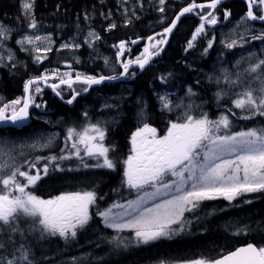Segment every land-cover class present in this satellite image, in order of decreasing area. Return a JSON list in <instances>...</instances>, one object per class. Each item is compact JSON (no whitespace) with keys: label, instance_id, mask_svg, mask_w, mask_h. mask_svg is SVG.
I'll return each instance as SVG.
<instances>
[{"label":"snow or ice","instance_id":"snow-or-ice-1","mask_svg":"<svg viewBox=\"0 0 264 264\" xmlns=\"http://www.w3.org/2000/svg\"><path fill=\"white\" fill-rule=\"evenodd\" d=\"M221 3L222 0L206 3L190 0L169 19V0H152L153 10L161 14L157 19L161 30H153L146 37L113 43L114 61L99 51L97 42L102 36L88 23L93 17L85 12L86 33L77 24L76 33L56 49L70 54L71 62L63 60L65 70L47 68L30 76L23 82L22 97L0 103V264H57L55 257L43 250L38 257L36 246L57 238L68 247L78 242L80 235L100 225L104 231L97 233L92 243L97 248L106 246L108 256H119L134 248L191 235L193 221L201 219L197 210L205 202L223 199L231 207L233 201L241 197L244 203L250 204L252 200L247 198L250 194L264 195V49L259 54L245 49V43L251 41L264 45V30L257 32L253 26L256 21L264 23V0H246V13L220 40L222 48L214 70L206 75L208 84L217 89L213 92L214 103L222 109L215 118L205 111L204 100L196 102L200 94L193 86L182 89L183 95L169 91L174 73L168 71L155 75L158 88L153 89L161 119L166 118L164 133L149 122L148 101L137 96V124L128 136L126 158L113 155L116 153L114 143H105L118 120L115 117L93 119L86 109L80 113V123L66 125L62 147L60 133L17 135L30 119V108L43 110L46 107V103L36 102L45 87L66 105L79 103L77 98L89 90L115 87L117 82L130 91L125 81L135 80L138 73L152 71L158 62L156 58L164 52L169 37L186 14L198 16L199 23L186 40L183 51L187 55L201 45L200 55L207 57L216 44V36L210 35L209 29L219 23L216 10ZM128 4L129 0L118 3L124 27L141 18L137 10L144 11V0H136V6L131 9L126 7ZM34 7L35 0H22L24 23L30 31L18 32L19 39L15 43L19 51L31 56L33 64L39 65L48 58L46 54L53 50L55 41L51 33L41 32ZM100 15L111 21V12ZM230 15L224 10L225 21ZM116 28L115 22H109L104 31ZM13 31L0 22V66L10 71L20 64L14 50L8 46ZM141 39L145 40L142 51L133 57L131 46ZM84 46L91 61L103 60L106 71L88 74L73 68V63L81 62L78 53ZM237 48L245 49L247 54L239 53V58L232 63L225 57L229 53L231 57L237 56L232 51ZM229 64L231 67L226 66ZM185 67L195 71L191 64ZM199 83L197 80L196 84ZM65 90L70 94L68 98L63 94ZM123 98L122 95L119 99ZM101 107L102 110L118 109L119 105L105 102ZM240 120L252 123L240 127L236 123ZM56 148L59 150L54 152ZM46 152L51 154H41ZM72 163L74 167L69 166ZM88 169H106L112 173L119 169L120 181L111 189L110 201L107 193L100 194L95 187L62 191L47 199L32 191L50 171ZM231 229L233 236L255 234L259 240L254 239L234 250L213 249L196 258H157L155 264H264V228L257 230L243 224L233 225ZM101 259L89 252L62 264H98Z\"/></svg>","mask_w":264,"mask_h":264},{"label":"trees","instance_id":"trees-1","mask_svg":"<svg viewBox=\"0 0 264 264\" xmlns=\"http://www.w3.org/2000/svg\"><path fill=\"white\" fill-rule=\"evenodd\" d=\"M22 0H0V22L9 28L13 29L12 38L18 37V32L28 31L26 29L23 13L21 10ZM152 0H144V11L137 10V15L141 18L135 20L128 27L122 26V9L118 7L119 0H35L34 15L39 26L47 29V32H52L54 35L61 37V40L67 39L77 31V24L80 29L85 32L88 29V23L92 28L99 30L102 34V39L98 45L99 50L108 49L113 43H117L121 39L132 38L137 36L146 37L152 34V31L158 28L161 30L162 25L157 24V19L161 15L153 10L151 6ZM190 0H169L170 7H167V15L171 19L181 6H186ZM197 3H206L208 0H196ZM136 6V0H129L126 5L129 9ZM223 8L231 13V17L237 19L247 10L245 0H229L223 4ZM59 9V10H58ZM87 12L93 18L86 23L83 16ZM111 12V21L106 20L100 13ZM77 15L80 16L79 21ZM222 17L220 20H223ZM109 22H115L117 28L111 32L104 31ZM168 21L166 20L165 23ZM199 23V18L193 15L183 17L178 25V28L171 37V40L163 52L158 62L153 67L152 71L147 73H138L135 80L125 82L129 90H124L117 84L115 87H102L101 89L92 90L85 98H80L79 103L75 104L74 108H70L62 104L56 97H51V93L45 92V99L48 104V110L53 111L54 116H64L70 120L80 117L81 110L86 107L87 103H93L97 106L100 102L118 103V109L112 111L115 116H120V123L115 125L108 134L107 144L114 143L116 153L113 155L119 158H126L128 154V136L130 132L135 130L137 121L136 113L138 105L135 103L137 96H143L148 101V118L152 126L156 127L159 132L165 130L166 118L161 119L153 96V89L158 87V81L154 79L155 75L160 72L171 71L174 73V78L169 82L170 88L185 89L191 85L197 92H200L206 102L214 103L212 87L206 80V71L214 70L216 57L221 51L218 43L214 45L213 50L207 57H201L200 47L189 52L187 55L183 51L184 44L190 38L191 32ZM18 30V31H17ZM30 31V30H29ZM210 33V32H209ZM59 39V38H58ZM14 41V40H13ZM145 40L141 39L137 45H132L131 55L134 57L142 51ZM101 48V49H100ZM233 51V50H232ZM235 52V51H233ZM22 58V66L20 65L15 71L9 69H0V93L9 101L18 97H22L23 82L30 76H35L46 68H60L66 55L56 52L50 54V60H45L43 64H33L31 56L28 53L20 52ZM227 56H231L229 53ZM58 57L59 59H54ZM82 63L74 65L76 71L88 74H97L105 71L102 60L91 61L87 48H83L81 52ZM53 59V62H52ZM191 64L195 71L188 70L185 65ZM26 65V69H25ZM199 80V85L196 81ZM79 88V86H76ZM123 95V100L119 98ZM113 97L117 98L115 101ZM91 107H94V106ZM216 108V109H215ZM209 109L219 112L215 104ZM215 112L210 116L214 117ZM250 122V121H249ZM252 122L248 123L251 124ZM116 173L100 171L85 174H53L47 177L32 189L34 194L41 198H49L57 195L62 191L77 190L81 187L93 188L100 194L107 193V199H112L111 189L117 187L120 181V172ZM252 200V203H244V198L235 202L233 206H229L224 200L208 201L201 205L198 213H204L203 219L197 225L193 221V233L191 235H180L172 240L160 241L157 244L143 247L144 249L136 252H128L119 256L106 255L105 247H95L92 243L96 240L97 233L103 232V226L98 228L93 227L91 230L80 235L78 242H73L68 247H65L63 241L52 238L42 241L36 246V254L39 257L43 250L48 255L55 257L57 264L70 260L71 257L81 256L84 253H92L93 257H102L98 264H150L155 262L157 258L174 257L177 259L196 258L200 253L207 255L213 249L223 251L232 250L239 245L248 242L259 240L258 236L252 235H231V226L250 224L254 229L264 228V195L252 194L247 197ZM209 212L214 214L209 215ZM191 218V217H190ZM94 225L96 221L93 222ZM228 229V231H225ZM111 232L110 230H108Z\"/></svg>","mask_w":264,"mask_h":264},{"label":"rangeland","instance_id":"rangeland-1","mask_svg":"<svg viewBox=\"0 0 264 264\" xmlns=\"http://www.w3.org/2000/svg\"><path fill=\"white\" fill-rule=\"evenodd\" d=\"M235 23L236 22H234V23H232V24H229L228 26H226L225 28H223V29H220V31H219V35H220V38L222 39L223 37H224V34L225 33H227L231 28H233L234 26H235ZM256 25H258V24H254L253 26H254V28L255 27H258V28H255V30L257 31V32H259V31H261V30H264V28L261 26V25H259V26H256ZM29 31V30H28ZM42 32V31H41ZM56 36V35H55ZM19 38V35H18V37H16V38H12L11 37V39L8 41V46L9 47H11L13 50H14V52H15V55H16V57H17V59L20 61V64H18V66L19 65H22V58H24V56L25 55H23L22 56V58L20 59V55H19V53L21 52V51H19V46L18 45H16V43H15V41L17 40ZM53 38V40L55 41V37H52ZM14 40V41H13ZM55 44H56V41H55ZM251 51H253V52H256V53H260L261 52V50L262 49H264V45H262L261 43L257 46V47H253V46H251ZM104 50H107V49H104ZM0 51H2V50H0ZM240 53H244L245 55L247 54L245 51H242V52H240ZM108 57H110L111 59H112V61H113V58L111 57V56H108ZM114 57V56H113ZM239 58V53H237V56H235V57H233V58H230L231 60H232V63H234L235 62V59H238ZM227 59H229V58H227ZM103 61V60H102ZM103 65V67H104V64H102ZM17 66V67H18ZM227 67H231V64H229V65H226ZM0 67H3V66H0ZM16 70V68L14 69V70H12V71H15ZM106 71V70H105ZM207 72V71H206ZM207 74H210L209 72H207ZM214 87L216 88V86L214 85ZM204 96H202V95H200V98L199 99H197V103H200L201 102V99L202 100H204V98H203ZM0 103H4L3 102V99L0 97ZM204 107H205V105H204ZM111 116H109V117H100V116H97L96 117V119L97 118H100V119H107V120H111L113 117H115L117 120H118V122L120 121V119H119V115L118 116H115L114 115V113H111L110 114ZM76 115H74V116H72V117H75ZM77 118H79L80 119V117H77ZM66 119V118H65ZM48 123L50 124V126H52L53 127V129H54V132H56V133H58L56 130H57V128L60 126V122L57 124V121H53V124L50 122V120H48ZM47 123V124H48ZM76 124H78V123H76ZM58 125V126H57ZM39 126L42 128V126H43V122H40L39 123ZM57 126V127H56ZM47 130H48V128H45V129H42V130H39L36 134H34L33 136H40V135H45V134H49L48 132H47ZM51 134V133H50ZM20 137H22V136H20ZM89 163H92V161H89ZM86 170H84V172H85ZM79 172H83V171H79ZM85 174V173H84ZM240 199V198H239ZM234 202V201H233ZM198 213H200V212H198ZM204 215V213H202V214H200L199 216L201 217V219L199 220V221H196V225L198 224V223H200L201 222V220L203 219V216ZM195 221V220H194ZM194 226V225H193ZM193 229H194V227H193ZM142 249H144L143 247L142 248H134V249H131V250H129L128 252H136V251H140V250H142ZM105 251H106V247H105ZM128 252L127 253H124V254H128Z\"/></svg>","mask_w":264,"mask_h":264},{"label":"bare ground","instance_id":"bare-ground-1","mask_svg":"<svg viewBox=\"0 0 264 264\" xmlns=\"http://www.w3.org/2000/svg\"><path fill=\"white\" fill-rule=\"evenodd\" d=\"M47 33H51L52 34V37H55V35L52 33V32H47ZM19 39V38H18ZM50 134V133H49Z\"/></svg>","mask_w":264,"mask_h":264},{"label":"water","instance_id":"water-1","mask_svg":"<svg viewBox=\"0 0 264 264\" xmlns=\"http://www.w3.org/2000/svg\"><path fill=\"white\" fill-rule=\"evenodd\" d=\"M225 0H222V3L224 2ZM179 23V22H178ZM175 31V30H174ZM174 33V32H173ZM173 35V34H172ZM171 37V36H170ZM170 37H169V39H170ZM166 47V46H165Z\"/></svg>","mask_w":264,"mask_h":264}]
</instances>
